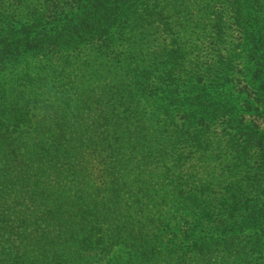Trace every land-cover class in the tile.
I'll use <instances>...</instances> for the list:
<instances>
[{
  "label": "rangeland",
  "instance_id": "374dc122",
  "mask_svg": "<svg viewBox=\"0 0 264 264\" xmlns=\"http://www.w3.org/2000/svg\"><path fill=\"white\" fill-rule=\"evenodd\" d=\"M74 1L17 0V5L16 0H4L0 17L15 18L19 25L30 18L50 19L56 10L64 9L73 17L76 11L69 14L75 10L69 7ZM258 1L252 17L260 24L264 46V0ZM133 2L120 8L106 37L82 39L42 63L44 88L32 98L39 108L33 112L34 121L48 124L53 132L38 146L26 191L29 195L31 187L40 185L46 196L34 200L46 201L37 210L28 200L32 209L24 211L18 205L9 214L0 212L10 218L7 232L0 234V264L15 258V248L20 250V264H75V257L82 255L77 242H72L83 227L81 211L90 228L96 210L106 208L98 221L104 220L105 235L111 239L108 257L118 256L116 264H264V222L251 226L246 222L247 213L264 206V162L255 144L246 141L251 135L245 136L246 130L235 124L241 121L240 126L249 125L264 135V105L259 98L264 78L261 86L248 85L247 93L235 96L233 120L213 118L214 112L205 125L181 111L158 109L135 90L140 77L157 76L164 68L172 71L181 93L188 87L195 90L194 85L212 86L230 69L241 74L246 65L241 58L245 41L235 15L236 0ZM262 66L264 70V58ZM248 82L242 77L236 85L241 90ZM62 83L73 88L71 107L57 117L45 114L43 100L56 107L59 100L53 95L61 88L54 94V89L48 90ZM216 93L211 91L212 96ZM55 123L61 126L60 134ZM185 192L199 199L195 216L186 217ZM13 199L21 203L26 198ZM201 202L212 203L217 210L222 202L224 210H231L218 215L227 226L216 233L207 224L205 232L195 231L192 239L198 242L194 243L179 235L172 253L160 251L149 263L127 255L133 238L114 230L127 222L136 242L147 236L150 247L157 250L160 245L154 240L164 238L165 226L178 233L183 215L185 221H198L201 226L205 212ZM176 207L182 210L176 212ZM49 209L76 215L64 213L59 222L47 221ZM87 259V264L108 260L100 253Z\"/></svg>",
  "mask_w": 264,
  "mask_h": 264
},
{
  "label": "trees",
  "instance_id": "16d2710c",
  "mask_svg": "<svg viewBox=\"0 0 264 264\" xmlns=\"http://www.w3.org/2000/svg\"><path fill=\"white\" fill-rule=\"evenodd\" d=\"M133 1L135 0H75L73 5L69 7V9H75L69 10V14L76 11L73 17L67 15L64 9L56 10L54 16L50 19L30 18L21 25L17 24L15 18L0 17V25H2L0 28V212L7 211L9 214L11 211L8 210H14L18 205L24 206V211L32 209L33 207L28 200H32V204L37 210L46 201L45 199L43 203H37L34 200L43 199L46 196L47 190L40 185L33 186L34 189L31 187L29 195L26 191V184L30 182V172L35 170V156L40 149L38 146L43 143L44 138L48 137L50 132H53L48 124L44 125L43 122L34 121L36 114L33 112L39 110V108L34 107L32 98L42 92H38V90L44 88L42 63L50 62L59 54L69 51L80 44L82 39L90 37L100 40L106 37L109 28L117 23L120 8L123 6L124 9L129 8L133 5ZM3 2L4 0H0V3ZM235 3H237L235 15L245 41L241 58L246 65L241 74L231 73L232 69H230L228 73H225L226 75L222 76L219 81H215L212 86L208 85L204 88V85H202L198 88L194 85L191 88L195 90L188 87L187 90H184V93H181L178 90L179 87L172 71L164 68L157 76H148L147 74L140 77L135 85L136 92L147 97L152 103L155 102L154 105H157L158 109L172 108L176 112L181 111L184 117L190 119L193 116L202 125L210 120L211 113L214 112L217 115L213 118L233 120L236 113L235 104H233L235 96L247 93L248 85L261 86L264 78L262 66L264 58L263 38L260 36V24L257 23L255 17H252L254 15L253 7L259 1L236 0ZM16 4L20 3L16 0ZM33 65L34 67H32ZM252 69L254 70L252 71ZM242 77L248 78L250 83H246L247 87L240 90L237 87L239 83L236 85V82ZM52 89H54L53 94L55 90L60 89L53 95V97L58 96V105L53 107L50 102L45 104L47 100L45 99L42 102L41 110L45 114L57 117L64 108L71 107L73 103L71 91L73 88L70 87V83H62L57 87L50 88L48 92L50 93ZM211 91H217L216 95L212 96ZM224 91L227 93L223 94ZM259 98L262 99V105H264V87L259 89ZM218 99L219 103L216 102ZM246 106L249 108L250 104L247 103ZM165 113H168V111ZM235 124L242 132L246 130L245 136L251 135L246 141L249 144H255L256 154L259 160L264 162V135L254 127L249 128V125L246 127L240 126L241 121H235ZM54 128L58 130L57 134H60L59 128L61 126L58 123H55ZM44 130H47V132H44ZM37 192L39 193L36 194ZM181 194L182 190H179L178 195ZM184 194L188 195L185 201L186 217L195 216L200 207L199 199L191 192H185ZM14 197L17 199L26 198L22 202H28L27 205L22 202L18 203V200L13 199ZM201 204H204L203 209H205L201 216V219H204L201 226L198 221L192 224L185 221L183 215L180 220L181 224L177 225L178 233L176 230L174 233L172 228L165 226L166 228L163 229L165 230L164 238H169L166 241L162 237L160 240H154V245H160L157 250L150 247L149 242L151 240L147 236L142 237L140 243L136 242L135 236L130 234L132 226L127 222L114 230L118 234H123L124 238H133V245L129 247L130 251L127 252V255L133 257L138 255L136 258L140 259L142 263H149L155 261L156 255L161 254L160 251L166 254L172 253V248H175L174 244L179 235L183 239L194 243L197 241L192 239L196 237L195 231L205 232L203 229L206 228L207 224H211L214 227L213 231L216 233L227 226L223 219L218 218V215H223L224 211L229 212L228 214L231 211L224 210L222 202L219 203L220 208L218 210L214 208L212 203L201 202ZM49 210L47 212L50 213L45 212V215L50 217L47 221L59 222L64 218L60 215L64 213H67V215L75 214L72 211L54 212L51 209ZM107 210L108 208L103 211L96 210L95 222L90 228H88V219L83 215V210L81 211L79 218L85 224L83 222V227L78 230L80 237L72 242H77L76 245L82 255L75 257V264H87V258L96 253L102 254L103 260L108 259L105 264L119 262L118 256L108 257V247H111L109 243L111 239L108 240L105 235L104 220L98 221L99 218L103 219ZM177 210L182 209L176 207V212ZM221 210L223 212H220ZM8 217L9 215L5 217L0 213V234L7 232L5 224L9 223L10 218ZM47 221L42 222L45 224ZM246 222L250 226L257 223L262 224L264 222V206L257 211L247 213ZM139 230V235H141L143 228ZM2 236L0 235V237ZM14 253L15 258L9 259L8 264H20V250L15 248ZM113 261L115 262L113 263Z\"/></svg>",
  "mask_w": 264,
  "mask_h": 264
}]
</instances>
